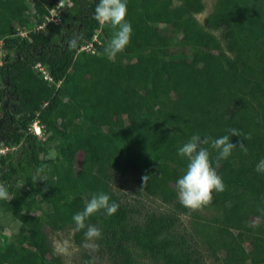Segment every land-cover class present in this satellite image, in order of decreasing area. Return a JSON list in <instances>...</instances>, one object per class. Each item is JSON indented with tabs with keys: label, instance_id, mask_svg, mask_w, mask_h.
<instances>
[{
	"label": "trees",
	"instance_id": "trees-1",
	"mask_svg": "<svg viewBox=\"0 0 264 264\" xmlns=\"http://www.w3.org/2000/svg\"><path fill=\"white\" fill-rule=\"evenodd\" d=\"M46 1L0 0V28L6 31L0 36L6 52L0 77L12 94L8 105H14L11 114L5 108L0 124V149L10 148L0 155V182L9 191L0 210L20 222L14 244L0 250V264L59 263L48 231L75 228L73 215L100 192L120 207L112 216L101 211L87 221L102 229L98 252L84 249L86 229L76 230L82 264H97L96 255L108 264H140L138 256L152 264H204L191 235L177 230L179 213L190 212L177 197L176 182L188 164L178 149L193 135L219 138L231 128L251 134L243 141L248 152L237 146L218 160L210 143L202 145L226 190L214 192L202 209L215 211L214 218L201 223L192 213V220L202 226L213 253L223 255V264H264V173L256 171L264 159V0H215L203 25L194 16L203 10L202 0L175 6L172 0H127L131 42L113 60L104 48L117 29L94 19L99 0H72L61 22L15 35L12 21L21 28L45 23ZM210 30H219V37ZM97 33L95 53L79 49ZM36 60L52 81L39 90ZM5 98L0 89L4 105ZM35 113L45 142L26 129ZM6 119L13 121L11 130H5ZM230 140L239 145L240 137ZM51 143L55 157L46 156ZM43 164L50 169L43 174L46 181L33 183ZM130 171L140 190L171 211H152L137 221L135 209L110 188L114 174ZM42 202L52 207L49 217L30 212Z\"/></svg>",
	"mask_w": 264,
	"mask_h": 264
},
{
	"label": "clouds",
	"instance_id": "clouds-1",
	"mask_svg": "<svg viewBox=\"0 0 264 264\" xmlns=\"http://www.w3.org/2000/svg\"><path fill=\"white\" fill-rule=\"evenodd\" d=\"M126 16L127 0H99L96 5L94 19L101 26L110 24L114 29H117L109 44L104 48V53L109 60H113L131 42L133 28ZM70 46L75 48L76 41H71ZM228 131L229 135H223L219 138L207 137L202 139L199 135H193L188 142L178 149V154L181 157H186L188 161L185 173L176 182L178 200L185 208L191 211L202 210L213 202L214 192L220 193L226 190L223 178L213 167L210 152L202 146L203 144L210 143L211 148L218 152V160L227 159L237 146L247 154L248 148L243 141L251 139V134L245 136L236 128H231ZM230 136L240 137L239 145L233 143ZM46 170H50L47 164L39 166L36 169V174L32 177V182L46 181L43 175ZM256 171L264 173V159L257 163ZM142 179L146 184L148 176H144ZM8 198L7 187L0 184V200H7ZM119 207V203L111 201L108 194L100 192L94 194L86 202L82 211L73 215L72 220L76 230L86 229L82 247L88 250L90 254L99 251L100 246L96 241L103 238V233L101 228L87 223L89 217L101 211L107 216H112L117 213ZM54 248L57 254L70 255L73 245L69 239H62L54 242ZM88 264H92V262H88Z\"/></svg>",
	"mask_w": 264,
	"mask_h": 264
},
{
	"label": "rangeland",
	"instance_id": "rangeland-1",
	"mask_svg": "<svg viewBox=\"0 0 264 264\" xmlns=\"http://www.w3.org/2000/svg\"><path fill=\"white\" fill-rule=\"evenodd\" d=\"M28 4H32V0H27ZM72 1V0H71ZM181 2V0H172V6L178 5ZM203 2V10L199 13L194 14L195 18L197 19L198 23L203 25L204 20L206 16L213 10L215 0H202ZM45 3V7L47 10V17H49V11L55 7H57L56 0H48ZM71 6V3L65 2L64 9H69ZM31 9V8H30ZM63 11L60 12L59 16L63 18ZM44 19L45 22L48 23L45 15ZM53 24H55L53 21H50ZM13 25V32L15 35H19L21 37H26L28 31L30 30H37L39 28H44L46 23H41L37 21H31L29 25H26L25 27L21 28L19 25H17L16 21L11 22ZM212 34H214L216 37H219V30H210ZM6 33L4 28H0V36L3 37ZM97 40L101 42L100 37L97 33L96 36ZM90 40V39H89ZM2 41L0 40V65L4 63L5 61V55L6 52L1 47ZM223 45V43H222ZM223 49L228 54L229 58H232V54L229 51V47L223 45ZM10 57H13V54H10ZM228 64L232 65L231 62ZM33 72H35L34 77L35 80V89L39 90L41 86H43L44 83L49 85L52 81L48 77V71L46 67L39 62L38 60L34 61ZM8 85L5 84L3 79L0 77V89L5 91L6 95V105H4V102L0 100V124L5 120L3 111L5 108H7L8 112L11 114L13 111L14 105H8L9 101L12 100ZM56 86H59V83L56 84ZM12 101H10L11 103ZM6 106V107H5ZM18 115L16 116V118ZM5 123V130H11L13 126V121L10 123L8 122L9 119H6ZM70 123V121H69ZM27 131L30 132V130L39 131V134L36 135L40 142L46 141L47 133L44 129V126L40 122V120L37 118V113H35L34 118L27 124L26 127ZM8 147L2 146L0 149V155L6 152ZM47 157H55L57 152L53 148V143L47 145ZM136 173L133 171H130L126 173L125 175L120 174H114L112 180L110 181V188L111 190L116 194L118 199L121 203L135 209L136 213L134 215V218L139 221L143 222L145 219L147 213L156 211V212H166L171 211V206L163 203L159 197L157 196H151L144 193L142 190H140L136 183ZM74 182L72 181V184ZM0 184H3L0 182ZM22 184V183H20ZM23 185V184H22ZM25 188V187H24ZM26 193L22 191L19 194V197L22 199ZM237 208V205L232 206V210H235ZM30 212L34 215L39 216L40 218H46L53 214L52 207L47 203H39V207L32 208ZM192 213H196L200 216V222L207 223L212 218L216 216V212L213 210H198V211H191L188 213H179V223L177 225V230L183 233L190 234L193 238V241L195 242L200 255L202 257V261L204 264H223L222 262V254L217 253L215 255L213 253V250L211 249L210 245L206 241L203 232H202V226H197L193 219ZM20 222L15 219L14 215L12 213H3L0 210V250H5L7 247L14 244V236L19 230ZM50 230V229H49ZM76 232V229L74 227L72 228H65L63 230H51L48 231V241L50 243L51 248L53 249V252L59 256V263L52 262L51 264H82L84 262L83 254H82V247L77 244L74 240V233ZM62 239H69L73 245V248L71 249L70 255H61L57 254L54 248V242L57 240ZM21 244L25 246H29L28 242L22 238ZM138 261L140 264H152L147 258L144 256H138ZM94 262L97 264H108L107 260L105 258L98 259V255H96ZM249 264V263H246Z\"/></svg>",
	"mask_w": 264,
	"mask_h": 264
},
{
	"label": "built area",
	"instance_id": "built-area-1",
	"mask_svg": "<svg viewBox=\"0 0 264 264\" xmlns=\"http://www.w3.org/2000/svg\"><path fill=\"white\" fill-rule=\"evenodd\" d=\"M66 1L68 3H72L71 0H56V3H57L58 6L53 8V9H51L49 11V17H47V13L45 14V17H46L47 21H49V22L53 21L55 24L61 22V18L59 16V14H60L61 11H63V8H64V5H65ZM96 36H97V34H94L92 36L91 40L88 41L87 43L82 44L79 49L80 50H86V51H89L91 53H95V47L93 45V41H97L98 43L100 42V41L97 40ZM48 77L50 78L49 75H48ZM30 132H32V133H34L36 135L39 134V131H36V130H34V131L30 130Z\"/></svg>",
	"mask_w": 264,
	"mask_h": 264
}]
</instances>
